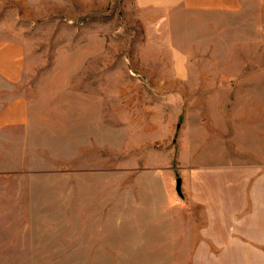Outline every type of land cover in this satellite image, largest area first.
<instances>
[{
	"label": "rangeland",
	"instance_id": "374dc122",
	"mask_svg": "<svg viewBox=\"0 0 264 264\" xmlns=\"http://www.w3.org/2000/svg\"><path fill=\"white\" fill-rule=\"evenodd\" d=\"M152 2L0 0L33 115L0 137V264H217L192 183L264 171V0L173 8L184 71Z\"/></svg>",
	"mask_w": 264,
	"mask_h": 264
},
{
	"label": "crops",
	"instance_id": "0c3cea01",
	"mask_svg": "<svg viewBox=\"0 0 264 264\" xmlns=\"http://www.w3.org/2000/svg\"><path fill=\"white\" fill-rule=\"evenodd\" d=\"M160 1L162 0H153L152 5L167 8L168 14L162 17V21L167 26V34H170L168 46L171 54L176 56L174 69L179 71L187 70L188 63L185 61L187 58L183 57L186 56V52L171 42V34L177 32L173 25L176 20L169 12L182 5L187 8L221 13L236 10L235 3L239 2V0ZM183 23H186V20ZM187 30L189 31L184 34H194L193 31L196 29L187 28ZM6 47L0 45V137L1 133L9 128L29 127L33 118L27 101L17 94L21 81L19 63L15 61V56L4 51ZM7 50L11 51L10 48ZM7 144L3 140L0 141L2 160H7L5 159L7 157L1 158V151L6 150L4 153L8 156ZM9 173L10 171H6L3 174ZM230 173L217 176L207 182V189L214 193L212 196L205 197V182L197 179L192 183L195 188L202 189H199L201 193L194 197L195 203L214 207L216 215L215 222L199 229L214 232L212 242L206 245L219 248L217 264H264V171L257 174L250 169H233Z\"/></svg>",
	"mask_w": 264,
	"mask_h": 264
},
{
	"label": "water",
	"instance_id": "95a60500",
	"mask_svg": "<svg viewBox=\"0 0 264 264\" xmlns=\"http://www.w3.org/2000/svg\"><path fill=\"white\" fill-rule=\"evenodd\" d=\"M177 191H178L179 194H181L180 181H178V188H177Z\"/></svg>",
	"mask_w": 264,
	"mask_h": 264
}]
</instances>
